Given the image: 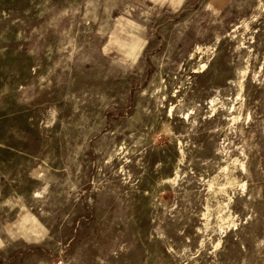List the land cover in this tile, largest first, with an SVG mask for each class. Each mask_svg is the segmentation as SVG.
<instances>
[{
  "label": "rangeland",
  "instance_id": "rangeland-1",
  "mask_svg": "<svg viewBox=\"0 0 264 264\" xmlns=\"http://www.w3.org/2000/svg\"><path fill=\"white\" fill-rule=\"evenodd\" d=\"M0 264H264V0H0Z\"/></svg>",
  "mask_w": 264,
  "mask_h": 264
}]
</instances>
